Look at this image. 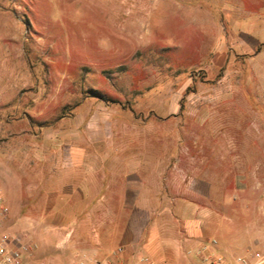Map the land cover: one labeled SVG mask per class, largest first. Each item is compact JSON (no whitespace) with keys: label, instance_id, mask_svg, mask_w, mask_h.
Here are the masks:
<instances>
[{"label":"rangeland","instance_id":"1","mask_svg":"<svg viewBox=\"0 0 264 264\" xmlns=\"http://www.w3.org/2000/svg\"><path fill=\"white\" fill-rule=\"evenodd\" d=\"M120 148L200 167L218 252L264 264V0H0L10 215L25 199L32 218L82 151Z\"/></svg>","mask_w":264,"mask_h":264},{"label":"crops","instance_id":"2","mask_svg":"<svg viewBox=\"0 0 264 264\" xmlns=\"http://www.w3.org/2000/svg\"><path fill=\"white\" fill-rule=\"evenodd\" d=\"M96 152L77 155L79 164L56 188H35L43 201L33 226L25 199L17 209L12 204L4 231L34 244L36 260L48 264H70L83 254L134 264L136 252L171 264H199L221 226L216 191L203 188L214 187L213 180L203 178L200 167L190 175L182 166L151 163L147 149H116L111 163ZM121 245L126 251L117 260L113 251Z\"/></svg>","mask_w":264,"mask_h":264},{"label":"built area","instance_id":"3","mask_svg":"<svg viewBox=\"0 0 264 264\" xmlns=\"http://www.w3.org/2000/svg\"><path fill=\"white\" fill-rule=\"evenodd\" d=\"M11 208L7 204L0 186V264H48L46 260H36L34 250L36 246L26 241L21 235H11L4 231L5 223L10 217ZM218 240L213 239L211 248L206 250L199 264H250L243 256L227 258L218 252ZM125 246H118L113 251V257L120 260L125 254ZM134 264H171L166 261H157L149 255L133 254ZM261 258V255H257ZM261 261L257 262L259 264ZM70 264H111L110 261H99L86 254L77 256Z\"/></svg>","mask_w":264,"mask_h":264}]
</instances>
